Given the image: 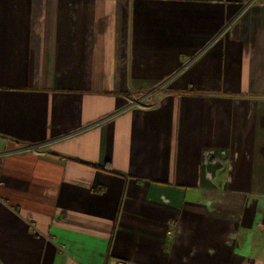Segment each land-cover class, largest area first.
Masks as SVG:
<instances>
[{"label":"crops","instance_id":"obj_1","mask_svg":"<svg viewBox=\"0 0 264 264\" xmlns=\"http://www.w3.org/2000/svg\"><path fill=\"white\" fill-rule=\"evenodd\" d=\"M120 259L264 264V0H0V264Z\"/></svg>","mask_w":264,"mask_h":264},{"label":"rangeland","instance_id":"obj_2","mask_svg":"<svg viewBox=\"0 0 264 264\" xmlns=\"http://www.w3.org/2000/svg\"><path fill=\"white\" fill-rule=\"evenodd\" d=\"M155 96H156V95H155ZM155 96L147 97V98H145L144 100H142L141 103H144V104H152V103H156V102H157V99L155 98Z\"/></svg>","mask_w":264,"mask_h":264},{"label":"trees","instance_id":"obj_3","mask_svg":"<svg viewBox=\"0 0 264 264\" xmlns=\"http://www.w3.org/2000/svg\"><path fill=\"white\" fill-rule=\"evenodd\" d=\"M80 162H82V163H84V164H87V165H91V166L97 167V168H101V169H104V170H107V171H110V172H115V173H117L116 171H113V170L110 169L109 167H98V166H96V165H94V164H91V163H88V162H85V161H80Z\"/></svg>","mask_w":264,"mask_h":264},{"label":"built area","instance_id":"obj_4","mask_svg":"<svg viewBox=\"0 0 264 264\" xmlns=\"http://www.w3.org/2000/svg\"><path fill=\"white\" fill-rule=\"evenodd\" d=\"M30 149V148H28ZM115 264H131L128 260L120 259Z\"/></svg>","mask_w":264,"mask_h":264},{"label":"water","instance_id":"obj_5","mask_svg":"<svg viewBox=\"0 0 264 264\" xmlns=\"http://www.w3.org/2000/svg\"><path fill=\"white\" fill-rule=\"evenodd\" d=\"M32 147H34V145H29L28 147H26V149H27V148H32Z\"/></svg>","mask_w":264,"mask_h":264}]
</instances>
